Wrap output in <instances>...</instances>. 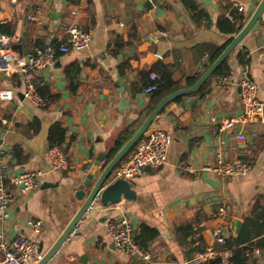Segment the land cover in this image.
I'll use <instances>...</instances> for the list:
<instances>
[{
    "label": "crops",
    "instance_id": "obj_1",
    "mask_svg": "<svg viewBox=\"0 0 264 264\" xmlns=\"http://www.w3.org/2000/svg\"><path fill=\"white\" fill-rule=\"evenodd\" d=\"M260 2H0V23L11 24L12 46H21V51L11 48L0 55V63L10 57L11 63L18 64L35 47L45 46L49 39L63 38L64 23L75 24L92 34L88 48L60 55L47 70L37 72L33 79L36 90L46 86L51 98H55L45 107L18 97L25 91L20 74L0 71V90L11 89L15 94L12 103L0 102L5 173L8 177L27 170L43 173L34 192L22 195L14 188L16 201L10 219L0 221V241L26 236L38 246L43 244V252H47L84 202L76 194L82 189L85 171L90 168L91 148L94 157L108 154V163L121 135L129 129L136 132L147 118L150 95L144 92L143 74L162 63L171 69L176 80L202 76L211 65V57L237 35L222 33L217 26L219 20L242 14L248 21ZM30 15L38 20L28 19ZM162 32L167 36L161 35ZM239 51L247 54L250 74L264 105V27L255 26L228 57L232 71L227 87L220 88L219 78H213L199 101L186 105L198 95L184 97L181 102L167 105L156 117L151 128L171 136L168 161L163 168L149 170L130 181L137 199L107 207L95 203L48 264H132L135 259L116 248L107 235L106 222L123 217L129 218L136 235L142 224L159 231L150 247L151 264H185L194 254L224 251L227 240L240 236L242 242L235 248H256L261 252L259 258L246 257L244 252L243 262L264 264V113L259 122L244 127V144L238 143L234 131L220 130L223 120L242 111L237 88L242 68L237 60ZM74 63L80 65V73L68 79L65 69ZM55 122H61L67 132L63 147L70 154V166L65 171L53 170L47 159L48 134ZM15 146H20L28 156L23 165L17 164L12 156ZM219 159L244 160L249 162L250 169L242 176L230 178L217 177L205 170ZM221 207L227 210L225 219L214 215ZM29 219L42 222L40 233L27 225ZM233 220L242 223L238 235L231 229ZM181 226L185 230L178 233L176 229ZM186 227L197 231L196 235H188ZM217 228L224 229V244L216 241ZM198 237L203 252L192 250L199 242L189 245V241Z\"/></svg>",
    "mask_w": 264,
    "mask_h": 264
},
{
    "label": "built area",
    "instance_id": "obj_2",
    "mask_svg": "<svg viewBox=\"0 0 264 264\" xmlns=\"http://www.w3.org/2000/svg\"><path fill=\"white\" fill-rule=\"evenodd\" d=\"M0 2L16 3L17 0H0ZM242 10V7H240ZM232 19V17H229ZM28 19L37 21L36 16L30 15ZM63 38L49 39L45 42V46L35 47L24 59L18 64L11 63L9 60L5 69L1 72L10 73L17 72L22 76L25 83L24 98L37 107H45L48 102L46 98L41 97L33 83L37 72L47 70L58 56L68 54L72 51H80L89 47L92 41V34L83 30L79 26L71 23H64L61 26ZM161 35L167 36L165 32ZM11 37L6 34H0V55H4L11 51ZM151 84H149L144 92L151 94L158 89V75L153 73L150 76ZM230 84V76H221L217 82L220 88H225ZM239 102L242 111L239 115L227 118L221 122V131H234V137L240 144L246 141L244 127L250 123L259 122L264 113V105L258 97L257 85L252 80L248 65L242 66L239 79L237 81ZM15 94L11 89L0 90V102L12 103ZM8 124L7 121H3ZM171 145V136L168 132L161 129L149 128L143 140L139 141V145L134 155L122 161L111 173V181L117 179H125L132 181L133 179L145 175L149 170H159L163 168L168 161V151ZM6 156L2 145L0 144V221L7 222L11 217V210L16 201L14 188L19 189L22 195L34 192L41 182L43 173L39 170L24 171L18 175L8 177L5 173L7 166L3 160ZM47 159L53 170L65 171L70 166V154L65 151L63 146L53 145L48 148ZM250 164L244 160H236L227 162L219 159L212 167H206L205 170L212 172L217 177L230 178L242 176L248 172ZM219 218H227V210L221 207L214 214ZM27 225L34 232L40 233L42 222L39 220L29 219ZM107 235L116 248L125 251L131 258L136 259L142 264H151L153 255L150 251L144 250L135 243V228L127 217L115 220L110 219L106 222ZM216 241L220 244L225 243L224 229L217 228L214 232ZM246 257L259 258L261 252L259 249L253 248L245 251ZM216 257L221 258V264H228L233 257L231 250L215 252L208 250L204 253L194 254L187 259L185 264H210L211 260ZM42 255L39 253L38 244L31 238L20 236L11 240L2 238L0 241V264H37L41 260Z\"/></svg>",
    "mask_w": 264,
    "mask_h": 264
},
{
    "label": "water",
    "instance_id": "obj_3",
    "mask_svg": "<svg viewBox=\"0 0 264 264\" xmlns=\"http://www.w3.org/2000/svg\"><path fill=\"white\" fill-rule=\"evenodd\" d=\"M148 2L146 5L148 6ZM264 27V0H261L258 7L249 18L241 31L231 40L218 58L208 67L199 80L191 87L184 88L173 92L167 97L163 98L155 107V109L147 116L140 128L135 132L132 138L125 143V145L114 155L107 163L108 154L101 153L94 157L93 148L89 152V166L90 168L85 171V178L82 182V189L76 194L79 200H84L81 208L76 212L72 220L69 222L65 230L62 232L57 241L47 251L43 252V244L39 245V253L42 255L41 260L37 264H48L53 257L59 252L62 245L68 238L74 234L77 225L82 221L84 216L90 211L95 203H99L104 207L116 205L122 200L135 201L137 199L136 192L132 189L130 181L125 179H117L111 181V173L113 170L128 156V154L135 148L141 138H143L149 128L152 126L156 117H158L167 105L175 102L179 98H186L191 95L197 94L207 81L214 75L219 67L228 59L231 53L240 45L242 40L251 32L254 27ZM12 49L21 51L20 45L12 46ZM9 58H4L0 63V70L5 69ZM18 97L24 99L23 94H18ZM201 99L196 96L189 99L186 105L193 104ZM102 170L97 176L98 171ZM97 176V177H96ZM242 223L238 220L231 222V229L236 235L239 234ZM132 264H137V260H133Z\"/></svg>",
    "mask_w": 264,
    "mask_h": 264
},
{
    "label": "trees",
    "instance_id": "obj_4",
    "mask_svg": "<svg viewBox=\"0 0 264 264\" xmlns=\"http://www.w3.org/2000/svg\"><path fill=\"white\" fill-rule=\"evenodd\" d=\"M246 21H247V18L241 14L240 16L234 17V18L232 16V20H230L229 18L221 19L217 23V26H218V29L222 33L234 36L241 31V29L245 25ZM0 34H6L9 36H12L13 35V27L11 26V24L8 22L0 23ZM227 44L225 46L221 47L215 53V55L211 57L210 64H212L217 59V57L223 52V50L226 48ZM246 55L247 54L243 51H239L237 54V60H238V63L241 65V67L248 65V63H249V60L247 59ZM80 70H81L80 65L77 63H74L65 69V74H66L68 79H73L77 74L80 73ZM231 71H232V69H231V66L229 65V62L227 59L219 67V69L214 73V75L207 81V83L210 82V80L213 78L218 79L221 76L230 75ZM153 73L158 75V80H157L158 89L155 92L149 94L150 95V104H149V106L145 112L147 116L155 109L157 104L163 98L167 97L168 95L172 94L173 92H175L177 90L193 86L201 77V75H195V76L187 77V78H184L181 80H176L173 77V72L171 71V69L167 65H164L162 63H158V64L154 65L149 71H147L146 73L143 74V75H145L144 77L146 79V83L144 85L145 88L151 83L150 82V76ZM206 84L197 93V95L199 97H202L205 95L204 91H205ZM70 88H71V90H73V87H70ZM37 92L41 97L47 99L48 104L50 102H52L53 100H55V98L54 99L51 98L50 94L47 92L46 86L39 88ZM183 99L184 98H179L175 102H181V101H183ZM35 129H37V127ZM134 133H135L134 130L129 129V130H126L121 135V137L117 140L115 147L112 150V153L110 154L111 157L114 156L125 145V143L132 138ZM66 140H67L66 128L62 125L61 122H55L51 126V128L49 130V134H48L49 147L53 146V145L63 146L65 144ZM141 140H143V138H141ZM136 149H137V147L135 146V148L132 150L133 151L132 155H134ZM129 154H128V156H129ZM12 156L16 160L17 164H20V165H23L28 161V156H26L24 154V151L20 146H15L13 148V155ZM128 156L123 161L128 160V158H129ZM184 228H185V226H181V227H178L176 230L178 233H180V231L185 230ZM186 229H188V235H190V236L192 235V237L194 235H196V233H197V231L193 230L190 227H186ZM159 235H160L159 231L156 228L150 227L146 224H142L139 228L138 234L135 236L134 239H135L136 244L141 246L144 250L150 251V247H151L152 243L159 237ZM198 242H199V244L197 246H194ZM241 242H242V238L240 236L236 240H232V239L227 240L225 245H224V248H223L224 250H231L233 252V257L229 261L232 264H247V263L243 262V255H244V252L248 248H235V245H239ZM200 244H201V239L199 237L196 238L195 240H193L192 242L189 241V245L194 246V247H192L193 252H203L204 251V249L200 246ZM191 254H192V252L189 253V255H191ZM210 264H221V258L216 257L214 260L210 261Z\"/></svg>",
    "mask_w": 264,
    "mask_h": 264
},
{
    "label": "rangeland",
    "instance_id": "obj_5",
    "mask_svg": "<svg viewBox=\"0 0 264 264\" xmlns=\"http://www.w3.org/2000/svg\"><path fill=\"white\" fill-rule=\"evenodd\" d=\"M138 145H139V143L136 145V147H137ZM132 154H133V151L129 154V156H128L129 158H128V159H130V158L133 156ZM131 155H132V156H131ZM131 182H133V181H131Z\"/></svg>",
    "mask_w": 264,
    "mask_h": 264
}]
</instances>
